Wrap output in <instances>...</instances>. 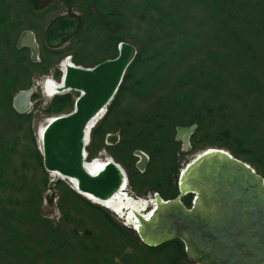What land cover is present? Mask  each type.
I'll return each instance as SVG.
<instances>
[{"label": "rangeland", "instance_id": "1", "mask_svg": "<svg viewBox=\"0 0 264 264\" xmlns=\"http://www.w3.org/2000/svg\"><path fill=\"white\" fill-rule=\"evenodd\" d=\"M75 13L72 39L50 47L51 25ZM24 31L35 34L41 63L18 48ZM120 43L140 58L93 130L89 160L106 149L103 159L125 169L127 192L138 197L176 199L178 173L211 148L264 178V0H0V264H197L176 243L144 245L115 213L105 210L109 220L43 165L41 126L74 109L51 106L45 77L59 81L68 55L84 68L116 58ZM28 89L26 116L13 98Z\"/></svg>", "mask_w": 264, "mask_h": 264}, {"label": "water", "instance_id": "2", "mask_svg": "<svg viewBox=\"0 0 264 264\" xmlns=\"http://www.w3.org/2000/svg\"><path fill=\"white\" fill-rule=\"evenodd\" d=\"M76 15L66 14L51 25L46 34L50 47L61 48L72 39L80 24ZM123 44L116 58L93 69L67 67L59 92L75 91L79 96L73 111L49 121L41 136L47 172L69 179L80 194L91 195L102 206L120 191L123 173L116 164L108 163L92 176L85 165V139L94 127L93 120L116 97L135 59L134 48ZM17 45L30 49L34 58L39 55L35 34L30 31L22 33ZM32 94L29 90L17 95L19 113L30 109ZM183 132L179 130V138L185 137ZM188 168L186 174L181 173L177 198L171 202L159 199L150 220L141 219V240L149 247L181 240L188 258L197 264H264V178L244 162L219 152L202 153ZM191 193H198L197 201L188 208L183 199Z\"/></svg>", "mask_w": 264, "mask_h": 264}, {"label": "bare ground", "instance_id": "3", "mask_svg": "<svg viewBox=\"0 0 264 264\" xmlns=\"http://www.w3.org/2000/svg\"><path fill=\"white\" fill-rule=\"evenodd\" d=\"M29 40V41H28ZM28 40H27V42L29 43V42H31L30 41V38L28 37ZM124 45V44H123ZM121 46L120 47V49L122 48V47H124V46ZM67 67H72V68H81V69H93L94 67H92V68H83V67H77V66H72V64L71 63H69V65H68V63L66 62L64 65H63V68L62 69H64V74H66V72H67ZM61 85H63L61 82H57V81H54V80H52V79H50L47 83H44V88H45V90H46V92L48 93V94H50V96H52V94H54L55 92H59V91H61L60 89H61ZM24 92L25 91H23L22 93L24 94ZM28 91H26V93H27ZM21 93V92H20ZM43 94V93H42ZM43 96V95H42ZM22 103H23V101H22ZM111 105V104H110ZM109 105V106H110ZM108 106V107H109ZM108 107L107 108H105L103 111H102V113H100L98 116H97V118L95 119V120H93V128H91L90 129V131L88 130L87 131V137H86V139H85V147H86V149H85V152L86 153H88V147L90 146V144H88L87 145V142L89 141L90 143H91V138H92V133H93V130L97 127V125L107 116V115H105V113L108 111V113H109V110H108ZM72 111H73V109H72ZM71 111V112H72ZM70 112V113H71ZM70 113H68V114H64V115H59V116H51V117H49V119L45 122V124H47L49 121H53V120H55L54 118H57V117H65V116H68ZM108 113H106V114H108ZM105 116V117H104ZM44 124V125H45ZM44 125H42L41 126V132L40 133H38V135H39V143H40V145H41V148L43 147V140L41 139L42 137V133L44 132V130H45V128H46V126H44ZM113 139H110V141H112L111 143L112 144H110L111 146H114V145H116V142H117V140H116V137L114 138V137H112ZM190 141V140H189ZM111 146H108V147H111ZM220 150H222V151H220ZM106 149H104L103 150V152H104V154H103V152H102V154H100L99 156H97L96 158H94V159H91V160H89L88 158L86 159V161H85V165H86V169L88 170V172L92 175V176H97L103 169H105L106 167H107V160L108 161H110L111 162V164H116L120 169H121V171H122V173H123V184H122V187H121V189H120V191H118V193L112 198V199H110L109 201H107V202H104L103 204L105 205V206H107L108 208H110V209H112L115 213H120L121 214V216H124V217H126V219L127 220H129L130 222L128 223V225L130 224L132 227L134 226V229H136V233L137 234H139V236H140V233L142 232V227H143V223H142V220L141 219H143V217H141V215H140V213H142V211H148L147 210V207H149V204H150V202L148 201V200H143V198H140V197H138V196H136L135 194H133L132 196L130 195V193H127V190H124L125 189V183L128 181V174H127V172L125 171V169L120 165V164H118V163H116L115 162V160L113 159V158H109V156H108V159L107 160H104L103 158H104V155L106 156ZM224 151H226L230 156H232V157H234L229 151H227V150H225V149H218V148H211V150H209V149H206V150H204V151H201V152H199V153H203V152H205L206 154L208 153V152H210V153H213V154H216V153H223L224 154ZM87 156V155H86ZM198 157H200V155H198V156H194L193 157V159L192 160H190L189 162H190V164L191 163H194V160H196ZM144 158V157H143ZM235 158V157H234ZM142 160H146V162H148V159H146V158H144V159H142ZM150 161V160H149ZM188 162V163H189ZM106 163V164H105ZM188 163H186L185 165H184V167H183V169L180 171V173H178L179 175H178V179H177V189H178V191L179 192H181L180 191V189H179V187H180V185H179V182H180V176H181V173H187V171L189 170V168H188V166L190 165H187ZM188 168V169H187ZM186 169H187V171H186ZM186 171V172H185ZM50 174V176L53 178V180H60V179H63L68 185H72V189L73 190H75V189H77L76 188V184H73L69 179H66L65 177H62L61 175H59V174H57V173H55V172H53V173H49ZM184 177V176H183ZM183 180L184 179H182V182H183ZM53 182V181H52ZM75 182V181H74ZM181 182V188H183L182 187V185H183V183ZM124 192H125V194H124ZM133 193V192H132ZM180 194V193H179ZM192 194V193H191ZM191 194H188V195H186L185 197H189ZM196 195H198V193L197 194H192L191 196H192V201H193V203L194 204H196V201H197V199H195V197H196ZM87 197V199H89L90 201H96V199H94V198H92V196L91 195H89V196H86ZM162 198V197H161ZM163 199V198H162ZM159 199L157 198V199H155L154 200V202L152 203V204H155V206L153 207V208H156L157 207V201H158ZM153 201V199H152V196H151V202ZM168 201H172V200H168ZM163 202H167L166 200H164L163 199ZM96 203V202H95ZM151 204V205H152ZM193 204V205H194ZM191 208V207H190ZM105 210V209H104ZM120 211V212H119ZM152 215V214H151ZM151 215H147L146 217H144L146 220H150L149 218H150V216ZM132 220H136L135 222H132ZM137 237H138V235H137ZM139 238V237H138Z\"/></svg>", "mask_w": 264, "mask_h": 264}, {"label": "trees", "instance_id": "4", "mask_svg": "<svg viewBox=\"0 0 264 264\" xmlns=\"http://www.w3.org/2000/svg\"><path fill=\"white\" fill-rule=\"evenodd\" d=\"M117 50H118V47H117ZM118 52H119V50H118ZM118 56V55H117ZM137 57H138V53H137V55H136V57H135V59H134V61H133V63H132V65H130V67H129V69H128V71H127V73H126V75H125V77H124V80H123V82H122V84H121V86H120V89H119V91H118V93H117V95H116V97L114 98V100H113V102H112V104L110 105V109H109V111L110 110H113V108L115 107V105L118 103V95H119V93L122 91V89L125 87V84H126V82L131 78V72H132V68H133V66L139 61V58H140V55H139V57H138V59H137ZM113 59V58H112ZM122 93V92H121ZM72 95H73V93H69V94H66V95H63V96H57V97H55L54 99H53V101L51 102V106L52 105H54V106H61V105H63L64 103H68V104H72L73 103V107H74V104H75V100H73V102H71V99H72ZM49 110H50V108H49ZM54 110V109H53ZM108 115V114H107ZM105 119V118H104ZM99 129V128H98ZM97 129V130H98ZM93 134V133H92ZM59 183H62V181H60ZM77 194V193H76ZM79 195V194H78ZM80 196V195H79ZM81 197V196H80ZM83 198V197H82ZM86 200V199H85ZM190 201H192V196L190 195L189 197H187L186 199H185V205L186 206H191V202ZM93 207H95L96 209H99L101 212H103V213H105L106 215H107V217H108V219L109 220H111V216H110V214L109 213H107L104 209H102L101 207H99V206H93ZM171 243H176L177 245H179V247L180 248H182V249H185V245H184V243L181 241V240H178V239H175V240H173V241H171V242H166V243H164V244H162L161 246V248H164V247H167L169 244H171ZM158 247H160V246H158ZM185 251V250H184Z\"/></svg>", "mask_w": 264, "mask_h": 264}, {"label": "flooded vegetation", "instance_id": "5", "mask_svg": "<svg viewBox=\"0 0 264 264\" xmlns=\"http://www.w3.org/2000/svg\"><path fill=\"white\" fill-rule=\"evenodd\" d=\"M58 49V48H57ZM39 56H40V48H39ZM72 63H73V65L74 66H79V67H83V66H81V65H77V64H75L73 61H72ZM71 63V64H72ZM64 65V64H63ZM63 65H62V67L61 68H63ZM84 68V67H83ZM50 79H52V78H50ZM52 80H54V79H52ZM56 81V80H55ZM177 137H179L178 135H177ZM176 137V138H177ZM108 138H109V136H108ZM115 138V137H114ZM186 139V135H185V137H183V138H181L180 139V141H182V143H187V139ZM117 146V145H116ZM141 163H143V165H141V168H143L144 167V165H145V163H146V160H143ZM140 163V164H141ZM146 166V165H145ZM146 170H147V168H146ZM177 188V187H176ZM151 194V196L153 197L154 196V198L155 199H157V196H160L161 194L160 193H158V192H154V193H150ZM178 194H179V191L177 190V195L175 196V197H177L178 196ZM175 199V198H174ZM174 199H164V200H166V201H168V200H174ZM153 203V202H152ZM153 205V204H152Z\"/></svg>", "mask_w": 264, "mask_h": 264}, {"label": "clouds", "instance_id": "6", "mask_svg": "<svg viewBox=\"0 0 264 264\" xmlns=\"http://www.w3.org/2000/svg\"><path fill=\"white\" fill-rule=\"evenodd\" d=\"M60 66L62 67V65H60ZM60 70H62V73H63V74L60 73L61 79H62V81H63V78H64V76H65V74H64V69L60 68ZM60 70H59V72H60ZM48 77H49V76L45 77V79L48 78ZM51 77H52V76H51ZM52 78H53V77H52ZM45 79H44V81H45ZM53 79H54V78H53ZM54 80H55V79H54ZM46 93H47V92H46V90H45V91L43 92V94L45 95V97H46Z\"/></svg>", "mask_w": 264, "mask_h": 264}, {"label": "crops", "instance_id": "7", "mask_svg": "<svg viewBox=\"0 0 264 264\" xmlns=\"http://www.w3.org/2000/svg\"><path fill=\"white\" fill-rule=\"evenodd\" d=\"M18 94V93H17ZM17 96V95H16ZM16 96H14V98H13V107H14V109L16 110V107H15V100H16ZM17 111V110H16ZM18 112V111H17ZM20 114V113H19Z\"/></svg>", "mask_w": 264, "mask_h": 264}]
</instances>
